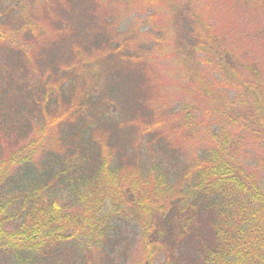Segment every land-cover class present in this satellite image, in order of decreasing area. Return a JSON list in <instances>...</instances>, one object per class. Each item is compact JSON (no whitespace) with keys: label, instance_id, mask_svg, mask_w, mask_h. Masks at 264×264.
<instances>
[{"label":"trees","instance_id":"trees-1","mask_svg":"<svg viewBox=\"0 0 264 264\" xmlns=\"http://www.w3.org/2000/svg\"><path fill=\"white\" fill-rule=\"evenodd\" d=\"M117 1L0 0V252L77 264L71 252L93 247L116 264L137 224L130 264H264L256 59L175 10L169 53L213 74L194 68V102L173 107L154 51L162 22L123 28ZM233 3L264 16V0Z\"/></svg>","mask_w":264,"mask_h":264},{"label":"rangeland","instance_id":"rangeland-1","mask_svg":"<svg viewBox=\"0 0 264 264\" xmlns=\"http://www.w3.org/2000/svg\"><path fill=\"white\" fill-rule=\"evenodd\" d=\"M117 2L121 3L118 6L119 9L121 7V9L126 10L121 24L123 28L139 24L147 28L148 25L143 24L142 21H145L150 14L158 18L157 22H162L164 28L161 27L163 31L158 34L159 38L156 41L157 46L154 51L159 55L157 67L160 81L173 107H176V103L179 100L194 102L192 98L196 92L194 84H196L197 75H199L194 74L196 75L195 78L194 75H191L194 68L198 67L196 73L213 74L211 71L213 68L208 65L197 63V66H192L187 62L180 61L169 53L173 47V42L177 41L178 32L180 31L179 26H175L172 20V17L174 18L175 16V10L178 13L176 17L182 18L181 22L186 21L181 15H187L189 18V22H185L187 30L191 24L193 25V19L200 16L210 23L216 33L219 32L224 36L226 35L228 39L222 36L226 41H230L232 36L235 39L237 38V46L240 49L248 50L246 52L256 59L257 66L264 76V34L261 36L262 31H264V16L262 14L253 13V11L250 13L248 9H239L235 14L234 8L231 9L234 4L233 0H118ZM191 14L195 17L191 16ZM221 34L219 35L221 36ZM161 35L167 37L168 41L165 42ZM232 94L231 92L229 93V95ZM209 119L213 122L215 121L213 113H210ZM242 149L251 158L254 157V151L250 146L244 145ZM240 155L242 158L245 157L242 152ZM63 199L66 202L69 201L66 195ZM141 232V228L137 224H131L128 227V241L126 243L127 247H125L128 254L126 259L116 264H130L127 259L130 260L129 258L135 255V249L141 239ZM86 255L87 260H84L80 250L71 252V256L74 257L77 264H108V260L102 256L100 249L90 247L89 250L86 249ZM11 259L6 253L0 252V264H10ZM161 259H164V257Z\"/></svg>","mask_w":264,"mask_h":264}]
</instances>
